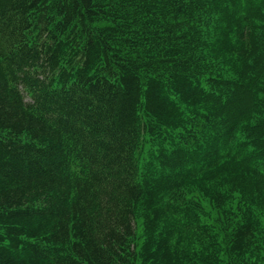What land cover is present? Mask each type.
I'll return each instance as SVG.
<instances>
[{"label":"trees","instance_id":"1","mask_svg":"<svg viewBox=\"0 0 264 264\" xmlns=\"http://www.w3.org/2000/svg\"><path fill=\"white\" fill-rule=\"evenodd\" d=\"M0 264H264V0H0Z\"/></svg>","mask_w":264,"mask_h":264}]
</instances>
